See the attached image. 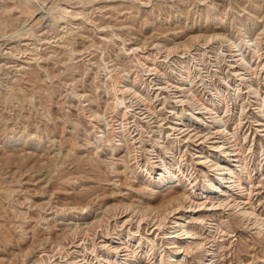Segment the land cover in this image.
<instances>
[{
    "label": "rangeland",
    "instance_id": "obj_1",
    "mask_svg": "<svg viewBox=\"0 0 264 264\" xmlns=\"http://www.w3.org/2000/svg\"><path fill=\"white\" fill-rule=\"evenodd\" d=\"M0 264H264V0H0Z\"/></svg>",
    "mask_w": 264,
    "mask_h": 264
},
{
    "label": "bare ground",
    "instance_id": "obj_2",
    "mask_svg": "<svg viewBox=\"0 0 264 264\" xmlns=\"http://www.w3.org/2000/svg\"><path fill=\"white\" fill-rule=\"evenodd\" d=\"M231 45L235 48V47H237L238 46V44L236 43H234V42H231ZM124 115V114H123ZM97 128V127H96ZM169 172V171H168ZM224 173V172H223ZM210 187H213V184H211L210 185ZM214 188V187H213Z\"/></svg>",
    "mask_w": 264,
    "mask_h": 264
}]
</instances>
